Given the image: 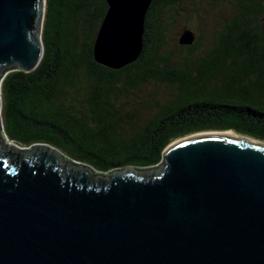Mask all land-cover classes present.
<instances>
[{"label": "water", "instance_id": "water-1", "mask_svg": "<svg viewBox=\"0 0 264 264\" xmlns=\"http://www.w3.org/2000/svg\"><path fill=\"white\" fill-rule=\"evenodd\" d=\"M44 1L0 0V80L37 65ZM104 2L91 54L118 69L140 54L151 0ZM193 39L183 29L177 43ZM226 131L106 173L0 133V264H264V142Z\"/></svg>", "mask_w": 264, "mask_h": 264}, {"label": "trees", "instance_id": "trees-1", "mask_svg": "<svg viewBox=\"0 0 264 264\" xmlns=\"http://www.w3.org/2000/svg\"><path fill=\"white\" fill-rule=\"evenodd\" d=\"M174 3L151 0L140 54L110 69L91 54L104 0H45L37 65L0 80L5 138L22 147L46 143L98 173L152 167L169 142L198 131L231 130L264 142V0H231L213 48L192 68H172L164 57L157 69L160 12ZM150 78L174 85L175 95L135 127L130 115H116L114 100ZM208 80L217 85L208 87Z\"/></svg>", "mask_w": 264, "mask_h": 264}, {"label": "rangeland", "instance_id": "rangeland-1", "mask_svg": "<svg viewBox=\"0 0 264 264\" xmlns=\"http://www.w3.org/2000/svg\"><path fill=\"white\" fill-rule=\"evenodd\" d=\"M174 2L172 5H164L160 12L162 35L155 57L158 64L157 69L161 67L159 61L164 57L168 58L169 65L175 69L195 66L199 59L205 58L209 50L213 48L215 34L221 30L224 20L231 11V0H174ZM183 29H189L193 34L192 44L194 46L191 49L181 48L177 43V38ZM216 85L215 80L207 81L208 87ZM174 95V85L167 81L150 78L128 89L123 96L114 100V105L117 107L116 115L121 117L130 115L134 126H140L154 113V107L171 101ZM123 122L121 129L127 132L129 130L126 124L128 120ZM0 133L7 144L13 143L5 138L1 126ZM15 145L22 148L20 145ZM91 170L94 171L93 168Z\"/></svg>", "mask_w": 264, "mask_h": 264}, {"label": "bare ground", "instance_id": "bare-ground-1", "mask_svg": "<svg viewBox=\"0 0 264 264\" xmlns=\"http://www.w3.org/2000/svg\"><path fill=\"white\" fill-rule=\"evenodd\" d=\"M224 133H226V134H231V135H232V132H231V131H226V132H224ZM198 134H200V133H198Z\"/></svg>", "mask_w": 264, "mask_h": 264}]
</instances>
